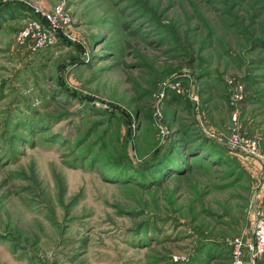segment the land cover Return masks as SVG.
I'll return each mask as SVG.
<instances>
[{"label":"rangeland","instance_id":"1","mask_svg":"<svg viewBox=\"0 0 264 264\" xmlns=\"http://www.w3.org/2000/svg\"><path fill=\"white\" fill-rule=\"evenodd\" d=\"M259 216L264 0H0V264H264Z\"/></svg>","mask_w":264,"mask_h":264},{"label":"built area","instance_id":"2","mask_svg":"<svg viewBox=\"0 0 264 264\" xmlns=\"http://www.w3.org/2000/svg\"><path fill=\"white\" fill-rule=\"evenodd\" d=\"M46 19L52 20V17L49 18L46 16ZM33 36L32 39H36L39 42H46V35L39 27V25H31L29 28L23 30L18 39L21 42L26 41ZM255 143H253L254 145ZM253 244L252 251L256 253V255H260L264 253V216H259L257 221L254 224L253 228ZM233 264H243L242 256H243V242L240 239H235L233 243Z\"/></svg>","mask_w":264,"mask_h":264}]
</instances>
